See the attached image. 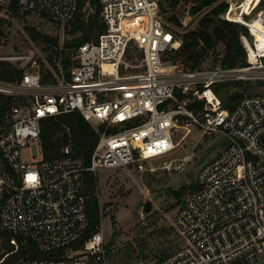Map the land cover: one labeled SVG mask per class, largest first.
Returning a JSON list of instances; mask_svg holds the SVG:
<instances>
[{
  "label": "built area",
  "instance_id": "2783aa9c",
  "mask_svg": "<svg viewBox=\"0 0 264 264\" xmlns=\"http://www.w3.org/2000/svg\"><path fill=\"white\" fill-rule=\"evenodd\" d=\"M166 1L100 0L104 30L76 48L69 72L61 58L57 71L49 67L55 80H44L39 64L29 62L19 79L3 78L0 60V93L14 100L13 119L0 132V234L7 233L0 235V250L6 240L15 246L0 251V264L17 251L19 238L35 241L44 252L63 248L65 254L15 264H109L101 230L82 249L68 247L90 225L87 173L167 154L176 147L175 132L190 127L221 134L228 144L201 167L197 187L178 209L175 225L185 245L159 264H264V92L244 96L230 110L214 89L224 82L264 80V46H258L251 25L255 18L264 20V8L252 17L259 4L247 13L238 3L243 16L236 19L235 1L226 0L223 17L244 24L253 36H241L248 65L191 70L165 60L182 43L164 20ZM14 3L24 11L46 12L63 28L79 7V0H0V14ZM132 43L143 54L134 63L128 57ZM196 101L202 108L191 106ZM75 110L100 133L90 164L73 153L71 143L62 147L61 157L46 160L42 119ZM33 145L40 157L25 160L23 150L32 153Z\"/></svg>",
  "mask_w": 264,
  "mask_h": 264
},
{
  "label": "rangeland",
  "instance_id": "374dc122",
  "mask_svg": "<svg viewBox=\"0 0 264 264\" xmlns=\"http://www.w3.org/2000/svg\"><path fill=\"white\" fill-rule=\"evenodd\" d=\"M235 5L245 0H234ZM190 3L181 2L175 9L162 12L164 20L179 35L187 29L195 28L199 19L208 12L205 9L197 15L190 13ZM264 8V7H263ZM252 7L250 8L251 12ZM261 8L252 12L255 17ZM86 11L93 13L90 3ZM176 14L183 22L182 27L168 21ZM30 28L52 36H57L63 43L74 35L68 33L44 11L21 10L13 15L10 10L0 14V60L8 61L19 68L26 63H36L53 67L51 57L58 60L48 47L32 39ZM71 52V50L69 51ZM223 46L219 45L218 56H208L203 66L213 69L220 66ZM135 61H138L137 52ZM182 66V65H180ZM141 70L136 68L133 71ZM235 82V81H234ZM236 87L231 83L222 91L239 90L244 96L264 92V80L253 78ZM246 86L248 88L246 89ZM176 147L169 153L139 161L127 167H100L97 170V190L103 231L107 247L109 264H159L165 257L185 245L176 225L175 218L185 196L193 189L201 167L214 159L223 150L228 139L221 134H204L198 127H190L175 132ZM40 157L37 146L23 150V158L31 160ZM190 158L189 161H186ZM185 161V162H184ZM178 162H184L183 168L172 169ZM186 190L177 197L175 190L182 187ZM152 202L150 211L145 210L146 203ZM72 253V252H70Z\"/></svg>",
  "mask_w": 264,
  "mask_h": 264
},
{
  "label": "trees",
  "instance_id": "16d2710c",
  "mask_svg": "<svg viewBox=\"0 0 264 264\" xmlns=\"http://www.w3.org/2000/svg\"><path fill=\"white\" fill-rule=\"evenodd\" d=\"M181 2L190 3V13L197 15L209 9L198 21L195 28L184 30L180 35L175 32L181 39L179 48L171 50L167 53L165 60L172 61L173 63L182 65L185 69H200L203 67L205 59L214 54L215 58L218 56L219 45L223 46L221 53L220 66L226 68H237L248 65V53L241 40V36L245 35L250 40L253 39L251 32L247 26L242 23L231 21L223 17L224 13L229 7V2L226 0H167L166 4H162V12L175 9ZM94 8L93 13L86 11V5ZM259 8L264 7V0L259 1ZM10 11L13 15H19L21 9L17 3H14ZM101 3L100 0H79V7L74 18L67 24L68 33L74 35L73 38H67L63 43L57 36L43 33L41 31L31 29L30 35L32 39L46 45L53 52V55L58 60L62 59V63L67 72L73 66V60L76 48L85 40L92 36H96L105 28L101 16ZM29 13L30 11H26ZM168 21L172 22L177 27H182L183 22L172 14L168 17ZM175 31V30H174ZM132 49L129 50L128 57L135 61V54L137 57L142 58V52L138 49L135 43L131 44ZM71 50V52H69ZM52 65L55 71L58 69L57 61L51 57ZM1 76L6 79L14 80L19 79L23 70L11 62L3 61ZM44 73V80H55V74L48 66H42ZM234 83L236 87L241 86L243 81L224 82L216 84L214 89L221 97L225 108L230 110L234 109L235 105L244 97L243 92L239 90L222 91L223 88L229 87ZM248 86H246V89ZM14 100L10 96L0 93V132L7 126L13 119L12 108ZM191 106L202 108L203 103L196 101ZM100 137L99 130L92 125V123L85 118L80 111H71L62 113L57 116H48L42 119L41 129V144L43 155L46 160H54L63 155L62 147L71 143L73 153L82 156L90 164L92 153L98 143ZM98 182L94 172L87 173V204L86 209L90 216V225L85 236L72 246L76 250L82 249L86 240L92 237L96 232L100 231L102 224V215L98 197L96 196ZM193 189L197 187L194 183ZM186 187L175 190L177 197L182 196ZM3 237L7 233L0 234ZM108 247V245H106ZM15 248L8 240L3 244L5 252L12 251ZM0 250V251H2ZM4 252V253H5ZM65 250L56 249L52 252L42 251L38 244L31 239L19 238V247L17 251L9 254L1 264H15L24 258H54L62 257ZM230 264H247L244 260H237Z\"/></svg>",
  "mask_w": 264,
  "mask_h": 264
},
{
  "label": "bare ground",
  "instance_id": "6f19581e",
  "mask_svg": "<svg viewBox=\"0 0 264 264\" xmlns=\"http://www.w3.org/2000/svg\"><path fill=\"white\" fill-rule=\"evenodd\" d=\"M259 1L260 0H245L243 2L245 12L250 13V8L257 6ZM232 10L235 11L234 16L236 17V19L242 18L243 15H241L240 10H238L235 4L233 5ZM251 22L253 32L257 37V44L260 48H262L264 46V20L260 18H255ZM249 49L251 51V58L254 59L253 56L255 55V50H253L252 48Z\"/></svg>",
  "mask_w": 264,
  "mask_h": 264
},
{
  "label": "water",
  "instance_id": "95a60500",
  "mask_svg": "<svg viewBox=\"0 0 264 264\" xmlns=\"http://www.w3.org/2000/svg\"><path fill=\"white\" fill-rule=\"evenodd\" d=\"M151 208H152V202H151V201H148V202L146 203L145 210H146V211H150Z\"/></svg>",
  "mask_w": 264,
  "mask_h": 264
}]
</instances>
